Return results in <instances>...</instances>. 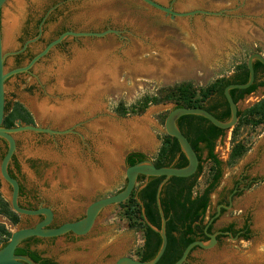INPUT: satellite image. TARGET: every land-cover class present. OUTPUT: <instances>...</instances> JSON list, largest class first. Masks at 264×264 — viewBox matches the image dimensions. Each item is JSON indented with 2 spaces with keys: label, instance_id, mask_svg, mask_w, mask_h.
<instances>
[{
  "label": "rangeland",
  "instance_id": "rangeland-1",
  "mask_svg": "<svg viewBox=\"0 0 264 264\" xmlns=\"http://www.w3.org/2000/svg\"><path fill=\"white\" fill-rule=\"evenodd\" d=\"M154 1L165 7L172 5L175 12L193 14L171 16L140 0H21L20 10L14 6V0H9L1 9L2 40L6 11L19 16L12 40L7 46L3 45V51L16 52L26 44L25 49L18 52L25 51L19 58L14 56L18 53L5 57V70L25 65L59 30L98 31L106 25L126 28L121 39L116 35L75 36L76 40L69 36L65 45L50 49L28 72L15 74L5 81L6 103H22L37 126L61 131L58 134L20 131L14 135L18 142L15 155L20 164L19 176L30 191V203L34 207L50 205L55 211V224L75 221L85 214L90 202L122 190L126 184L128 152H143L150 161L155 159L166 134L163 116L174 105L149 102L137 112L147 97L154 96L162 87L183 81L192 82L199 97L200 89L230 75L238 65L246 63L251 53L259 52L264 56V0H244L243 4L239 0ZM235 14L244 17L247 33L231 32L233 26L240 23V19L236 23L230 21ZM40 19L41 25L45 23V30L43 39L35 42L36 24ZM31 39L35 40L28 42ZM97 58L116 67V79L114 83L104 82L97 93L88 95L82 88L86 86V73L94 67ZM143 64L152 70L134 71ZM263 95V88H258L237 106L243 110ZM82 98L85 99L80 112L75 108L69 113L70 117L65 115L57 120L38 116L33 109L36 103L44 102L48 106L63 102L79 105ZM120 103L124 104L126 115L117 113ZM131 122L141 125L145 143L130 139L127 124ZM109 124L119 128V138L109 136ZM74 126L77 129H73ZM221 138L216 143L222 146L218 152H226L227 140L231 151L232 128ZM237 139L250 143L249 150L232 165L227 164L230 151L221 159L222 176L211 195L205 221L220 208L216 204L219 190L230 188L233 182L247 177L251 185L248 189L242 188L233 198V206L226 208L213 228L230 222L239 227L244 215L249 214L253 236L249 240L227 236L208 249L197 247L190 254V264H264V127L243 126ZM3 151L1 149L0 153ZM110 151L114 157L107 161L104 157ZM72 160L82 164L87 174L102 171L103 181L95 185L88 181L82 188L78 185L79 169ZM65 167L69 171L62 177ZM208 167L209 163L204 162L196 190L207 183ZM0 191L9 197L1 175ZM123 206L114 204L102 209L92 229L82 239L60 235L54 240L31 242L30 246L59 264H114L121 256L136 258L143 241L142 231L129 226V222L138 220L136 216L130 220ZM36 221V218L20 220L19 217V222L13 225L0 213V226L11 233L18 228L32 227ZM4 238L0 236V247Z\"/></svg>",
  "mask_w": 264,
  "mask_h": 264
},
{
  "label": "trees",
  "instance_id": "trees-1",
  "mask_svg": "<svg viewBox=\"0 0 264 264\" xmlns=\"http://www.w3.org/2000/svg\"><path fill=\"white\" fill-rule=\"evenodd\" d=\"M253 69L256 79L257 73L264 71V65L255 60ZM248 77L247 65L242 63L238 65L232 74L220 77L205 88L200 89L199 97H197V90L190 81L162 87L158 89L154 96L147 97L137 112L142 111L149 102L153 104L172 103L173 107H202L220 121H227L231 114L223 90L226 85L231 83H246ZM260 87L264 89V81L255 82L245 89H231L229 92L233 101L237 102ZM216 95L220 96L218 100ZM117 113L126 115L127 110L123 103L118 105ZM166 116L167 114L163 117L166 118ZM237 116L238 120L232 127V148L227 162L228 165L234 164L250 147V143L237 139L240 128L243 126L251 128L264 127V95L249 107L238 110ZM17 120L25 124H33L32 114L22 103L18 101L13 102L11 105L6 103L2 125L7 128L14 127ZM176 124L198 156L197 171L188 177L171 176L166 180L164 176L139 175L131 195L120 203V205H124L125 215L130 220L132 216L137 217L138 222L131 221L129 226H136L142 231L143 241L136 257L141 261H150L158 253L162 244L159 230L162 225V217L165 219L166 246L155 264H173L189 243L195 240H207V237L204 236V228L207 224L205 215L209 208V195L218 186L222 176L223 164L214 149L216 141L224 136L226 130L214 126L203 116L192 114L180 116ZM203 153H205L204 157ZM146 159L148 157L143 152L131 151L125 156V164L131 166ZM152 162L156 167L180 168L188 164L177 139L167 134L163 135L162 145ZM204 162L209 163L208 180L201 190H196L197 180L203 172ZM157 197L159 204L157 203ZM0 213L4 214L13 225L19 222V214L11 209L9 203L1 194ZM211 225L212 223L207 227L208 232L211 231ZM226 229L231 230L232 225H229ZM1 235L5 236L1 243L2 247L9 240L11 232L6 230L4 226H0ZM30 239L32 238L21 241L20 246L15 250L17 255L28 256L39 264H59L24 244ZM195 248L197 246L192 248L191 252ZM189 256L187 259H189ZM183 264L190 263L187 261Z\"/></svg>",
  "mask_w": 264,
  "mask_h": 264
},
{
  "label": "water",
  "instance_id": "water-1",
  "mask_svg": "<svg viewBox=\"0 0 264 264\" xmlns=\"http://www.w3.org/2000/svg\"><path fill=\"white\" fill-rule=\"evenodd\" d=\"M9 0H0V12L2 7ZM141 2L147 4L150 7L163 11L171 16H184L193 14V12L181 13L175 12L170 7H165L154 0H140ZM198 12L203 13V11L199 10ZM110 30L105 32H72L66 31L60 34L57 38L48 43L40 52L35 54L25 65L18 66L12 68L10 70L4 69V60L8 54H15L25 49L26 44L22 47L21 50L16 52L6 53L2 49V35L0 28V138H3L7 142V149L0 161V175L4 181H6L11 186L10 196L8 197L11 209L19 215H28V216H36L39 214H44L45 219L38 222L32 227H22L18 228L11 233V236L7 243L0 247V264H39L34 262L28 256L17 255L15 250L20 246L22 240L28 237H56L63 235L67 232H72L75 235H85L87 234L93 227L96 218L98 217L100 211L105 207L114 204H120L125 201L134 190L137 184V178L139 175L144 176H164L165 180L171 176L175 177H188L193 175L199 165V159L196 152L193 150L191 144L185 135L178 128L176 121L180 116L183 115H200L205 117L209 122H211L214 126L228 130L232 128L237 120V112L238 106L237 103L233 101L230 90L231 89H245L249 87L254 81V69L253 62L255 60L260 61L264 65V56L259 52L251 53L246 61V65L249 71V78L246 83H231L225 86L223 93L229 104L230 108V118L227 121H220L217 119L211 112L202 107H172L168 112L165 120H164V130L165 133L171 137L177 139L182 152L185 154L188 164L184 167H170V166H161L156 167L152 161L146 159L144 161L138 162L134 165L125 167V177L126 184L124 188L112 195L101 197L96 199L88 204L85 210V214L82 218L75 221L64 222L55 227H48L50 224L53 212L49 207L40 206L35 209L25 208L19 206L17 198H18V183L17 181L10 177L7 173V166L10 162L13 154L16 150V143L14 139V134L20 131H33V132H46L51 134H58L61 131L53 130L50 128H44L40 126H34L32 124H22L20 120L15 121V127H4L2 125L4 114H5V81L15 74L28 72L31 67L35 65L43 56H45L50 49H52L55 45L60 43L67 35L73 36H102ZM36 39V38H35ZM35 39H31L33 41ZM27 42V43H28ZM164 180V181H165ZM157 203L159 204V199L157 197ZM165 219L162 217V225L159 233L162 237L161 247L156 254V256L150 261H141L139 259L133 258L131 256H121L119 257L114 264H155L157 260L162 255L165 246H166V234L164 229ZM205 234L209 237V241L206 244L204 241L195 240L189 243L183 250L181 256L173 263V264H183L188 261V256L195 246L208 249L212 247L216 243L215 234L208 233L205 229Z\"/></svg>",
  "mask_w": 264,
  "mask_h": 264
},
{
  "label": "flooded vegetation",
  "instance_id": "flooded-vegetation-1",
  "mask_svg": "<svg viewBox=\"0 0 264 264\" xmlns=\"http://www.w3.org/2000/svg\"><path fill=\"white\" fill-rule=\"evenodd\" d=\"M170 6V5H168ZM171 9L173 8L172 5L170 6ZM56 10V9H55ZM174 11V10H173ZM44 24L43 23L41 25V19L38 20L37 22V26H36V33L34 36H36V41L35 42H39L41 41L43 38H42V35L44 33V30L45 28L44 27ZM107 30H110L108 31L107 33H105L104 35H102V38L104 37H107L108 35L109 36H115L117 37V39H121L123 36V32L126 31V28H121V27H112L110 25H106L104 27H102L101 30H98V31H94L93 29H90V30H79V31H75L74 29L72 28H68V29H62V30H59L58 33H56V36L54 38H52L51 40L47 41L46 44L44 45V47L50 43L52 40H54L55 38H57L60 34H62L63 32H66V31H72V32H105ZM69 36H72L75 40H76V37L73 36V35H67L60 43H58L57 45H55L53 48H56V47H61L63 45H65V39ZM43 47V48H44ZM52 48V49H53ZM51 49V50H52ZM50 50V51H51ZM25 52V51H23ZM23 52L21 53H18V54H15L14 56H16V58L22 56ZM47 55V54H46ZM45 55V56H46ZM20 63H17V65H19ZM4 65H5V60H4ZM234 72V71H233ZM232 72V73H233ZM231 73V74H232ZM249 78V77H248ZM248 81V80H247ZM259 81H264V71H261L259 73H257V76H256V79H255V74H254V81L253 83L255 82H259ZM252 83V84H253ZM251 84V85H252ZM250 85V86H251ZM260 88H263V87H260ZM264 90V89H263ZM255 92V91H254ZM254 92L250 93V94H253ZM224 94V93H223ZM248 94V95H250ZM248 95H245L244 98L240 99L239 101L241 100H245V98L248 96ZM225 97V96H224ZM216 98L217 100L220 98V96L216 95ZM226 99V98H225ZM227 101V100H226ZM239 101H237L236 103H238ZM6 103V101H5ZM228 103V102H227ZM229 105V104H228ZM249 107V106H248ZM238 110H240L238 108ZM33 117V116H32ZM22 124H25L22 122ZM79 124V123H78ZM34 126H37L36 122H35V119L33 117V124ZM16 125H14L15 127ZM45 128V127H44ZM73 129H77L76 126L73 127ZM72 129V130H73ZM15 135V134H14ZM14 139H15V143H16V150H17V145H18V142L14 136ZM217 142V141H216ZM3 145V148L0 147V150L1 149H4L3 152L0 153L1 155V159L2 157L4 156L5 152H6V149H7V142L3 139V138H0V146ZM16 150H15V153H16ZM215 151V149H214ZM15 153L13 154L10 162L8 163V166H7V173L10 177L14 178L17 183H18V198H17V201H18V204L19 206H22V207H25V208H31V209H35V208H38V207H34L30 201V191L25 187V184L23 183V181L20 179V176H19V171H20V164L16 158V155ZM1 161V160H0ZM33 169V167H32ZM248 178H243L242 180L240 181H235L232 183L231 187L230 188H223L221 190H219L218 192V198H217V201H216V204L217 206H220L219 209H217V211L210 217V219L207 221V224L204 228V236L207 237V240L206 241H209V237L205 234V229L207 231V227L212 223L211 225V231L208 232V233H211V234H215V238H216V243L214 245H217L221 239L223 237H231V238H240V239H244V240H249L252 238V229H251V226L252 224L250 223V219H249V214L247 215H244V220L242 222V225L237 227L234 222H230L228 223L227 225H223V226H220L218 229H214L213 228V225H214V222L218 219V217H220L224 212H226V208L228 206H233V198L236 196V195H239V193L241 192L242 188L244 189H248L249 186L251 185L250 181H247ZM254 181V180H253ZM8 189H9V192H8V196H10V192H11V186L5 181ZM217 188V186L213 189V191L211 192V194L209 195V205L210 206V203H211V195L213 194L214 190ZM0 194L1 196L9 203V199L6 198L5 196H3V193H1L0 191ZM10 205V203H9ZM37 206H46V207H49L52 212H53V217H52V220L50 222V224L48 225V227H55V226H58L60 224H55V219H56V215H55V211L53 208L50 207V205L48 204H43V205H40L38 204ZM232 208V207H231ZM20 216V220L23 218V219H31V218H36L37 221L35 222L38 223L42 220L45 219V215L44 214H39V215H36V216H28V215H19ZM84 216V215H83ZM83 216H80L78 217L77 219H80L82 218ZM76 219V220H77ZM75 220V219H73ZM34 224V225H35ZM229 225H232V229L231 230H228L226 229ZM28 226H31V225H28ZM33 226V225H32ZM64 236H69V237H72L73 239H82L84 238L85 235H75L74 233L72 232H67L65 234H63ZM28 238H32L26 242H24V244H27L30 248V243H38V242H41L43 240H46V239H49V240H54L56 237H49V238H42V237H28ZM202 238V236H201ZM198 247V246H197ZM33 249V248H31ZM134 258V257H133ZM190 258V256H189ZM52 259V258H51ZM53 260V259H52ZM55 261V260H53ZM56 262V261H55ZM188 263H189V259H188Z\"/></svg>",
  "mask_w": 264,
  "mask_h": 264
},
{
  "label": "bare ground",
  "instance_id": "bare-ground-1",
  "mask_svg": "<svg viewBox=\"0 0 264 264\" xmlns=\"http://www.w3.org/2000/svg\"><path fill=\"white\" fill-rule=\"evenodd\" d=\"M15 5L20 10L21 0H14V6ZM4 15H5V19H4V33L5 34H4V38H3L4 40H2V49H3V45L7 46L10 43V41L12 40V37H13L12 31H14V28L16 27L17 23L19 22L18 14L15 15V14H12L11 12L6 11V13ZM95 61H96V64L92 65L94 67H92L91 69L89 68L88 72L86 73V82H85L86 86L82 88V90L83 91L85 90L88 95H89V93H91V94L97 93V90H99L98 88L100 86H102V84L104 82L110 81L111 83H114L115 79H116L115 76H116V70L117 69H116V67H113V64L106 65L105 62L103 63L102 61H100V59L98 60V58ZM136 70L146 72L149 70L151 71L152 67H149V66L145 67L143 64V66L142 67L140 66L139 69L134 68V71H136ZM107 84H109V83H107ZM106 86H104V87H106ZM90 96H92V95H90ZM84 99L85 98H82V100H80L79 105H75V104L70 105L69 102L59 103L57 106H48L45 102L44 103H36L33 106V109H34V112L38 116L40 115L42 117H49L51 119L57 120L60 117H64L65 115H69V113H72L71 111H73L75 108L78 109L80 112L84 106L82 104V103H84ZM69 117H70V115H69ZM69 117H67V118H69ZM71 117H72V115H71ZM127 125L129 128V135H131V137L129 136L130 139H133L140 144H143L146 142L145 141V134H143V130H142V127L140 124H138L136 122H131V123H128ZM107 127H108L107 129L109 132V136H111L112 139H117V138H119V136H121V135H118L117 131L119 130V128L116 127V125L109 124V125H107ZM121 138L122 137H120V139ZM123 140H124V138H123ZM121 141H122V139H121ZM73 157H75V156H73ZM113 157H114V153L112 151H110L109 155L105 154L104 159L108 161L109 158L112 159ZM73 164H74V167L77 166V168L79 169L78 185H80L81 187L85 183H87L88 181L91 184L94 183L93 185H95V184L99 183L100 181H103V179L105 177L102 171L100 173H92V174L88 173L87 174L86 170L83 171V168H82L83 165L82 164L80 165V163L78 161L74 160ZM109 167H108V169H109ZM69 168H70V165H69L68 169ZM68 169L66 167L64 168V170L62 172L63 173L62 177L67 176V172L69 171ZM87 170H89V169H87ZM91 184H89V185H91ZM85 186H86V184H85Z\"/></svg>",
  "mask_w": 264,
  "mask_h": 264
},
{
  "label": "crops",
  "instance_id": "crops-1",
  "mask_svg": "<svg viewBox=\"0 0 264 264\" xmlns=\"http://www.w3.org/2000/svg\"><path fill=\"white\" fill-rule=\"evenodd\" d=\"M242 4H243V2H244V0H239ZM244 17L242 16V15H237V14H235L234 16H232L231 18H230V21L232 20V22L234 21L235 23H236V20H238V19H240V23L238 24V22H237V25H235V26H233V30L231 31L232 33L233 32H240L241 34H244V32H246L247 33V28H248V24L246 23V22H244L242 19H243ZM226 20L228 19V18H225ZM229 20V19H228ZM234 30H236V31H234ZM230 210H232V208L230 209Z\"/></svg>",
  "mask_w": 264,
  "mask_h": 264
},
{
  "label": "built area",
  "instance_id": "built-area-1",
  "mask_svg": "<svg viewBox=\"0 0 264 264\" xmlns=\"http://www.w3.org/2000/svg\"><path fill=\"white\" fill-rule=\"evenodd\" d=\"M222 138H219L218 140H217V142L219 141V140H221ZM216 142V143H217ZM219 143V142H218ZM227 144H226V152H224V151H221V152H218L219 150H222V146L221 145H219L218 146V144H216L215 145V153H216V155H217V157L221 160L223 157H225V156H228V154H229V151L230 150H228V143H229V140H227V142H226Z\"/></svg>",
  "mask_w": 264,
  "mask_h": 264
}]
</instances>
